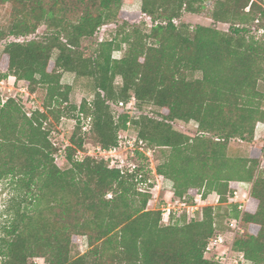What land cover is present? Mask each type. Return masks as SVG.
I'll return each mask as SVG.
<instances>
[{
    "label": "trees",
    "instance_id": "16d2710c",
    "mask_svg": "<svg viewBox=\"0 0 264 264\" xmlns=\"http://www.w3.org/2000/svg\"><path fill=\"white\" fill-rule=\"evenodd\" d=\"M141 1V13H127L123 0H0V41L22 38L5 43L2 76L23 81L30 93L45 89L43 104L31 110L0 93V181L19 191L5 209L4 264H222L206 255L217 233L215 206L168 220L149 207L152 193L140 189L137 176L152 179L157 154L156 174L187 204L200 193L227 201L240 182H252L245 209L233 203L228 213L242 217L232 249L248 261L241 264H264V168L257 157L227 153L233 139L252 141L264 120V0H214L209 17L227 30L176 22L211 0ZM142 14L150 22L132 21ZM126 16L131 22L120 23ZM110 23V37L85 43ZM41 26L43 35L28 38ZM66 72L88 80L91 99L71 102ZM131 98L137 116L119 106ZM64 117L76 125L60 145L51 135ZM175 121H194L198 133ZM127 128L153 150L151 159L137 153L133 172L80 155L89 139L108 148ZM80 237L84 252L76 251Z\"/></svg>",
    "mask_w": 264,
    "mask_h": 264
},
{
    "label": "rangeland",
    "instance_id": "374dc122",
    "mask_svg": "<svg viewBox=\"0 0 264 264\" xmlns=\"http://www.w3.org/2000/svg\"><path fill=\"white\" fill-rule=\"evenodd\" d=\"M214 0H211L208 2L207 7L204 11L199 13H189L184 12L183 16L180 18V20H177L176 22L179 23V21H185L191 25V27H195L198 24L202 25H209V26H215L222 30H227L229 28V25L227 23H221V22H215L213 19L209 17V13L213 7ZM141 0H123L122 3V10L126 11L127 13H141ZM5 20V7L0 8V25L3 24ZM123 21L131 22L130 18L126 16L124 19L120 20V23ZM132 21H147L150 22V18L144 14L139 15L135 18V20ZM116 30V24L110 23L102 26L99 28L96 32V34L85 40L86 44H93L97 43V41H100V39L105 37H110ZM46 28L45 26L39 27L36 34H32L28 36V38H34L37 36H41L45 33ZM9 40L14 39H22V38H16V37H8ZM0 41V55L3 51L4 45L7 42V40ZM123 54V51H115L113 53L115 58H120ZM56 55V52L54 54V57ZM4 71L0 69V93L4 98H7L8 96H17L19 99L23 101V105L27 110L34 109L38 106H41L43 104L44 98H45V89L40 88L34 93H30L28 89L26 88V85L23 81H16L15 77L10 76L8 78L3 77ZM62 83H69L73 84L74 88L70 94V99L72 103H75L79 105L81 101L86 99H91L92 96L89 92V83L88 80L85 78H76L74 73L66 72L64 73L62 77ZM264 89V86L262 87ZM89 120L84 119V123L87 124ZM76 125V120L64 117L60 120V122H55L53 125V132L51 137L57 141L60 145H66L69 137L71 136L74 128ZM174 126L177 129H180L184 132H187L191 135H195L198 133L197 126L194 121H191L189 123H184L182 121H175ZM92 139H89L84 144V149L89 153L90 155H94L95 157H101V155L94 149L95 143L91 141ZM158 152V151H157ZM142 153V152H141ZM227 153L231 157H243V158H253L257 157L260 160V165L262 168H264V120L262 122L257 123L255 128V135L254 139L252 141L247 140H240V139H233L228 143ZM146 156V155H145ZM61 164L62 159L59 158ZM154 166L156 163H159L161 160L158 158L154 160ZM64 166V165H63ZM162 176L156 174V172H152V181L154 183V187L151 188L152 198L149 203V207L151 209H161L163 206H166V203L170 200H174L173 194L170 193L173 191V188H168L172 183ZM168 182V183H167ZM252 183V182H251ZM251 183L239 184L238 185V195L235 200L232 202L230 201H219V196H217L216 193H213L208 198L206 204L215 206V212H216V225H217V233L214 236L222 235L223 241L218 242L217 244H214V247L210 250H206L207 256H214L217 260L221 261L222 264L226 263H234L236 260L241 262L242 257L241 254L236 252L234 249L229 250V247L231 245L232 239L240 234L236 232L235 229H233L230 226V214L233 212L232 205L238 204L241 201L245 200L244 192L249 191L251 189ZM158 185V186H157ZM172 189V190H171ZM13 197H19V191L16 189V185L12 184L9 179H4L0 181V235H1V229L4 223L6 222V216H5V209L6 206L10 203L11 198ZM19 199H16L18 202ZM196 203V202H195ZM205 204H200V209L202 210V207ZM181 209H185L183 206ZM162 210V209H161ZM186 212V209L183 210ZM198 211V210H196ZM195 212L191 211L190 215H194ZM230 215V216H229ZM201 217L197 215V218ZM232 232L236 235H232ZM210 241V240H209ZM88 248L86 238L80 237L79 239V248L76 250L77 252H84ZM0 264H4V258L2 255H0ZM34 264H44L43 259L37 258L34 262Z\"/></svg>",
    "mask_w": 264,
    "mask_h": 264
},
{
    "label": "built area",
    "instance_id": "2783aa9c",
    "mask_svg": "<svg viewBox=\"0 0 264 264\" xmlns=\"http://www.w3.org/2000/svg\"><path fill=\"white\" fill-rule=\"evenodd\" d=\"M119 106L122 107V110L130 111L132 115L137 116L139 114V112H137L135 108L134 98H131L128 102L120 101ZM128 126H130V122H128ZM94 149L101 155L102 158H104L108 162L110 168H118V169H121L122 172H125V168H128L130 172H133L134 169L138 166V162L136 161L138 152H142L144 155H146L150 159L153 154V150L151 148H146L144 145V142L138 138L137 133L133 131L131 128H127L126 130L119 132L118 144L108 147V148H104L98 144L94 146ZM84 154H90V153L89 151L87 152L86 150L80 152L81 156ZM150 168L152 169V172H155L154 163L152 161L150 163ZM137 177H138L137 180H140L138 186L140 187L141 190L148 189L151 191V188L155 186V185L153 187L149 186V183L152 182L151 178L147 180L142 179L143 177L142 174H139ZM169 181L172 183V185H170L168 188H173V182L171 180ZM246 183L249 184L250 182H240V184H244V185H246ZM249 192H250V189L249 191L244 192L245 200L238 203V209L240 210L245 209L248 196H249ZM210 195L207 198L203 199L202 194L201 193L198 194L195 198L196 203H193V204H187L180 198H174V200H170L169 202L166 203V206H163L161 208L162 214L164 218L168 220L172 214L174 215L177 213H181L185 209L187 213H191V211L195 212L196 210L200 209V204L209 205V204H206V202L208 198L210 197ZM237 195L238 193L233 198L229 197L228 201L232 202L233 200L236 199ZM217 196L219 195L217 194ZM182 206L185 209L182 210L181 209ZM201 217H202V212H201ZM241 218L242 217H239V218L234 217L230 220V226L233 229H235L236 232L243 231L241 227ZM234 235H236V233ZM233 240L234 238L231 241L229 250L232 249ZM222 241H223V236L221 234L218 236L211 237L206 250H210L211 248L214 247V244H217L218 242H222ZM240 254L242 257V261L239 262L236 260L233 264L248 263L243 253H240Z\"/></svg>",
    "mask_w": 264,
    "mask_h": 264
},
{
    "label": "crops",
    "instance_id": "0c3cea01",
    "mask_svg": "<svg viewBox=\"0 0 264 264\" xmlns=\"http://www.w3.org/2000/svg\"><path fill=\"white\" fill-rule=\"evenodd\" d=\"M166 179H167V178H166ZM167 180H169V179H167ZM167 180H166V181H167ZM167 183H168V182H167ZM157 186H158V185H157ZM170 193H172V192H170ZM172 194H173V193H172Z\"/></svg>",
    "mask_w": 264,
    "mask_h": 264
}]
</instances>
